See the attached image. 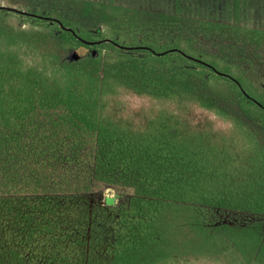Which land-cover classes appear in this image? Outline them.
<instances>
[{
    "label": "trees",
    "instance_id": "1",
    "mask_svg": "<svg viewBox=\"0 0 264 264\" xmlns=\"http://www.w3.org/2000/svg\"><path fill=\"white\" fill-rule=\"evenodd\" d=\"M178 2L5 0L0 264L263 263L264 29Z\"/></svg>",
    "mask_w": 264,
    "mask_h": 264
},
{
    "label": "rangeland",
    "instance_id": "2",
    "mask_svg": "<svg viewBox=\"0 0 264 264\" xmlns=\"http://www.w3.org/2000/svg\"><path fill=\"white\" fill-rule=\"evenodd\" d=\"M90 1L107 2L108 0ZM115 1L117 4L123 6L137 7L140 9L154 10L163 13H173L175 11V0ZM0 4H6L5 0H0ZM178 10L186 16L223 23H234L235 18H237L238 22L242 26L264 29V0H179ZM38 13H42L40 15L43 16L53 18L58 17L57 15L51 13ZM130 105L129 109L131 110L134 108L139 109L140 107V105L134 100H130ZM104 192V195L113 196L117 202L125 200L131 194V190L128 188L106 189ZM107 200L108 203L112 202L110 197H107ZM225 249L224 251L226 254H224L222 258L219 257L220 259L215 258L216 256L204 257L202 263L193 262L192 264H260L254 258H252L251 261H247L230 246ZM262 255L264 257V253ZM262 264H264V261Z\"/></svg>",
    "mask_w": 264,
    "mask_h": 264
},
{
    "label": "water",
    "instance_id": "3",
    "mask_svg": "<svg viewBox=\"0 0 264 264\" xmlns=\"http://www.w3.org/2000/svg\"><path fill=\"white\" fill-rule=\"evenodd\" d=\"M0 8H4V9H7V10H10V11H13V12L22 13V14H25V15L35 16V17H38V18H41V19H52V20L58 22L59 25H60L62 28L66 29V30H69V31H72L73 33H75V31H74L71 27L65 26V25H64L59 19H57V18H52V17H48V16H43V15H40V14H36V13H33V12H28V11H26V10H24V9H20V8H17V7L8 6V5H6V4H0ZM104 40L109 41V42H112V43H114L116 46L121 47V48H126V49L138 48V47L149 48V47H146V46H124V45H120V44H118V43L112 41V40L109 39V38L104 39ZM83 41L86 42V43H90V44H92V43H94V42H97V43H98V42H101L102 40H99V41H89V40H85V39H83ZM170 50H174V49H170ZM165 52H167V50H166V51H162V52H155V53H157V54H163V53H165ZM219 73H220V74H224V73H222V72H219Z\"/></svg>",
    "mask_w": 264,
    "mask_h": 264
}]
</instances>
